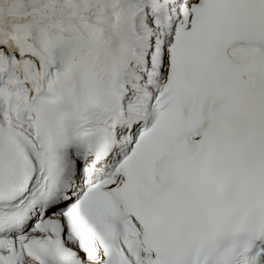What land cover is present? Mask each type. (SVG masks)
I'll list each match as a JSON object with an SVG mask.
<instances>
[{
  "label": "snow or ice",
  "instance_id": "snow-or-ice-1",
  "mask_svg": "<svg viewBox=\"0 0 264 264\" xmlns=\"http://www.w3.org/2000/svg\"><path fill=\"white\" fill-rule=\"evenodd\" d=\"M0 264H264V0H0Z\"/></svg>",
  "mask_w": 264,
  "mask_h": 264
}]
</instances>
